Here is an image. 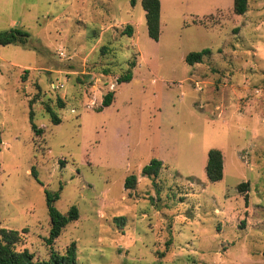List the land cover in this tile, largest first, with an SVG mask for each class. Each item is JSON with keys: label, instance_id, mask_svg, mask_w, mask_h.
<instances>
[{"label": "rangeland", "instance_id": "1", "mask_svg": "<svg viewBox=\"0 0 264 264\" xmlns=\"http://www.w3.org/2000/svg\"><path fill=\"white\" fill-rule=\"evenodd\" d=\"M159 1L155 42L140 0H0V32L31 35V48L0 46V230L17 232L16 251L48 259V192L78 210L52 245L74 242L76 264H264V0L243 15L232 0Z\"/></svg>", "mask_w": 264, "mask_h": 264}, {"label": "trees", "instance_id": "2", "mask_svg": "<svg viewBox=\"0 0 264 264\" xmlns=\"http://www.w3.org/2000/svg\"><path fill=\"white\" fill-rule=\"evenodd\" d=\"M134 3L133 1L131 2ZM248 0H233L232 11L235 15H243L247 12ZM140 5L144 11L145 24L147 36L157 42L159 39L160 28V1L159 0H140ZM128 37L132 34V28L127 26L126 33ZM31 42V35L29 32L22 28L13 27L8 30L0 32V46H21L24 48H31L29 45ZM33 49V48H32ZM210 55V50L204 49L199 52H193L186 55L184 61L186 64L192 66L194 64L202 63L203 59ZM134 63L129 64L128 71L117 78V84L128 83L132 80L131 69L134 67ZM113 92L107 93L101 101L100 107L96 109L97 112H101L103 109L109 107L113 102ZM59 108H63V104L59 102ZM45 111L50 117L51 122L54 125L60 123L56 114L48 107H45ZM29 120L31 129L40 134L41 130L36 129L32 124V113H29ZM1 136V135H0ZM1 144V138H0ZM162 162L157 159H152L149 164L142 168L141 174L147 178H155L161 168ZM205 176L208 182L216 183L223 177V156L220 150L211 149L207 153V161L204 167ZM31 176L37 180V172L34 167L30 172ZM136 184L135 176H128L124 181V189L132 190ZM247 187V183L238 185V191L244 192V188ZM46 207L49 217V233L48 237L44 239L45 244L50 247L49 257L46 260H35L33 255L27 250L16 251L14 244L17 242L18 234L16 231L0 230V264H76V245L72 242L64 251L63 254H59L52 249L54 241L59 237L62 230L69 224L78 220V210L72 206L68 212L63 215L54 207V202L58 200V194H51L45 192ZM246 199V198H245ZM264 260V250L262 253Z\"/></svg>", "mask_w": 264, "mask_h": 264}, {"label": "crops", "instance_id": "3", "mask_svg": "<svg viewBox=\"0 0 264 264\" xmlns=\"http://www.w3.org/2000/svg\"><path fill=\"white\" fill-rule=\"evenodd\" d=\"M232 2H233V0H232Z\"/></svg>", "mask_w": 264, "mask_h": 264}]
</instances>
